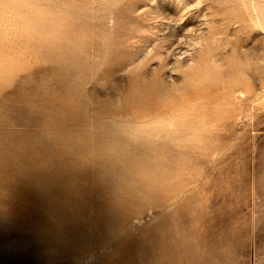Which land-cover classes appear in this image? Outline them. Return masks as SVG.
Masks as SVG:
<instances>
[{"label": "rangeland", "instance_id": "rangeland-1", "mask_svg": "<svg viewBox=\"0 0 264 264\" xmlns=\"http://www.w3.org/2000/svg\"><path fill=\"white\" fill-rule=\"evenodd\" d=\"M29 1L31 14L44 8L50 10L51 3L59 15L79 20L84 27L67 41L49 42L43 35H35L32 15L26 18L14 7L0 8V59L12 68L5 78L0 77V154L15 138L30 135L35 142H41L48 133L58 132V145L54 140L53 146H48L47 157L55 158L60 147L62 150L69 146L71 133L80 136L83 144L87 137L107 132L115 118H126L127 112L121 105L137 70L143 75L142 84L155 80L169 92V103L151 109L160 115L155 118L166 116L163 128L170 132L171 148L176 152L184 150L185 154L175 173L178 190L164 199L159 197L157 202L134 198L128 218L113 228L114 235L78 250L65 245L60 252L49 247L48 239L26 219L27 206L33 202L20 195L21 185L9 182L16 170L0 165V264H143L140 251L133 263L127 257L130 251L117 255L119 244L143 237L153 228L170 227L173 217L181 239H173L174 248L166 256L167 264H264V13L260 10L264 0ZM123 19L129 22V30L136 32L127 39L126 29L120 25ZM210 26L220 30L222 40L217 41V52L226 56L227 61L241 58L245 65L248 63L245 78L238 83V95L240 100L251 99L229 113L237 134L225 140L206 166V85L188 88L185 72L206 46ZM173 39L176 50L169 47ZM126 52H131L135 62L124 69H110L113 56ZM47 98H52L63 115L74 120L54 124L43 107ZM167 117H174V122ZM177 117H190L191 121L180 125L175 121ZM139 121L137 125H144L147 118L140 116ZM123 124L122 128H133L129 122ZM242 142L255 152L253 164L248 151L231 155ZM180 143L185 146L182 148ZM16 163V169L27 168L23 160ZM211 166L222 172L215 176L209 193L228 189V168L244 182V192L250 199L257 191L245 210L247 220L242 217L249 230L230 245L222 242L218 231L206 235V177L214 178L213 173L207 172ZM24 175L49 178L42 169L26 170ZM82 176L83 173L70 169L59 179ZM221 202L214 204L217 212ZM46 211L42 209L40 214ZM95 213V206L86 207V217ZM101 235L105 237L107 233ZM157 254L162 255L159 251Z\"/></svg>", "mask_w": 264, "mask_h": 264}, {"label": "bare ground", "instance_id": "bare-ground-1", "mask_svg": "<svg viewBox=\"0 0 264 264\" xmlns=\"http://www.w3.org/2000/svg\"><path fill=\"white\" fill-rule=\"evenodd\" d=\"M29 3V0H0V8L14 7L26 18L32 15L35 35H43L41 37L49 42L67 41L73 34L81 32L84 27V23L79 20L59 15L51 3L50 10L44 8L31 14L28 9ZM260 10L264 13V7H260ZM229 13L231 14L230 11ZM117 18H120V15H117ZM128 23L124 19L120 22V25L126 29L125 39L136 33L129 30ZM209 32L206 46L202 47L199 58L195 64L189 65L185 72L188 75V88H199L206 85V166L212 160V154L221 149L225 140L237 134L231 125L232 122L229 121V113L239 108L243 101L247 102L251 99L240 100L238 95V83L245 78V66L248 61L246 60V65L245 60L241 58L227 61L226 56L223 57L221 52L216 51L217 41L222 40L219 37L220 30L215 26H210ZM175 44H177L176 39L169 47L175 49ZM134 62L135 57L131 55V52L115 54L111 60L110 69H124ZM139 71L137 70L121 105V109L127 112L126 118H115L107 132L87 137V142L83 144L78 138L80 136L71 133L69 146L62 149L68 152L62 151L60 147L55 158L47 157L49 155L48 146L52 144L50 146L52 147L54 140L55 145H58V142L56 143L58 132L48 133L41 142H35L30 135L25 138H15L13 143L0 154V165L16 170L10 176L9 182L13 185H21L23 190L20 195L33 202L27 206L26 219L35 224L42 236L48 239L49 247H53L57 252L63 250L65 245L78 250L98 239L104 240L114 235L111 233L113 228L128 218V210L134 198L139 197L142 198L141 200L157 202L159 197L164 199L179 188L175 173L184 158V150L176 152L171 148L168 140V137H171L170 132L163 128L166 116L161 119L155 118L160 115L151 109L163 103H169V92L163 90L161 84L155 80L142 84L143 75ZM11 72L12 68L7 66L4 59H0V77L5 78ZM43 107L54 124L62 125L67 120H74L71 116L63 115L52 98H47ZM140 116L147 118L144 125H137L140 124ZM168 118L170 121L174 120V117ZM175 121L180 125H185L191 119L190 117H177ZM128 122V125L133 128H122L123 123ZM180 146L183 148L185 145L180 143ZM245 151H248L251 164H253L256 155L254 151L249 150L246 143L237 144L231 155H241ZM93 154H101V156L100 158L92 157ZM18 160L25 161L27 168L16 169L15 164ZM44 160L48 163L44 164ZM96 160H100V163L96 164ZM72 161H74L73 164H71ZM31 169H42L49 175V178L41 177V175L26 177L25 171ZM70 169H76L83 173V176L80 179L71 177L64 180L59 179L60 174ZM235 169L233 168V171ZM231 170V168L226 170L229 174L230 186L221 193H209V191L214 185L215 176L222 170L215 166L207 167V172L213 173L214 178L206 177V235L209 236L218 231L222 236V242L229 245L249 230V227L244 224L248 214L245 210L250 200L256 198L257 193L255 191L250 199L248 193L244 192V182L237 174L231 173ZM261 182H264L262 178ZM218 200L222 201L219 212L214 207ZM89 205L96 207V213L91 217H86L85 209ZM42 209L47 211L40 214ZM101 232H106L107 235L102 237ZM176 232L177 226L175 217H173L170 227L160 226L136 240H123L118 246L117 255L130 251L127 257L129 262L133 263L137 259L135 254L140 251L143 264H167L166 256L174 248L172 242L178 236ZM178 238L181 239L179 236ZM158 251L162 255L157 254Z\"/></svg>", "mask_w": 264, "mask_h": 264}]
</instances>
